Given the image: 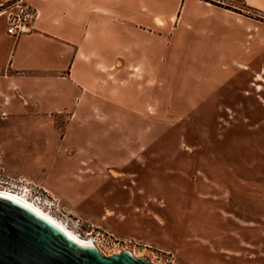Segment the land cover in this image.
Segmentation results:
<instances>
[{
    "label": "rangeland",
    "instance_id": "obj_1",
    "mask_svg": "<svg viewBox=\"0 0 264 264\" xmlns=\"http://www.w3.org/2000/svg\"><path fill=\"white\" fill-rule=\"evenodd\" d=\"M242 9L183 0L111 96L29 103L0 128V189L106 256L264 264V18Z\"/></svg>",
    "mask_w": 264,
    "mask_h": 264
},
{
    "label": "crops",
    "instance_id": "obj_2",
    "mask_svg": "<svg viewBox=\"0 0 264 264\" xmlns=\"http://www.w3.org/2000/svg\"><path fill=\"white\" fill-rule=\"evenodd\" d=\"M182 1L28 0L39 16L33 33L19 38L0 18V128L19 127L15 119L29 103L43 112H74L66 102L75 89L103 101L102 81L145 65L147 46L156 50L147 41H160L156 34L176 20ZM217 1L264 18V0Z\"/></svg>",
    "mask_w": 264,
    "mask_h": 264
},
{
    "label": "water",
    "instance_id": "obj_3",
    "mask_svg": "<svg viewBox=\"0 0 264 264\" xmlns=\"http://www.w3.org/2000/svg\"><path fill=\"white\" fill-rule=\"evenodd\" d=\"M0 264H152L131 251L106 256L18 200L0 195Z\"/></svg>",
    "mask_w": 264,
    "mask_h": 264
},
{
    "label": "built area",
    "instance_id": "obj_4",
    "mask_svg": "<svg viewBox=\"0 0 264 264\" xmlns=\"http://www.w3.org/2000/svg\"><path fill=\"white\" fill-rule=\"evenodd\" d=\"M38 16V10L28 0H10L0 4V18L7 21V33L16 38L33 33Z\"/></svg>",
    "mask_w": 264,
    "mask_h": 264
},
{
    "label": "bare ground",
    "instance_id": "obj_5",
    "mask_svg": "<svg viewBox=\"0 0 264 264\" xmlns=\"http://www.w3.org/2000/svg\"><path fill=\"white\" fill-rule=\"evenodd\" d=\"M11 189H0V195L18 200L20 204L30 208L34 212H36L39 216L49 220L50 222L56 224L60 228H62L68 236L72 237L76 242L82 244V245H89V246H97L92 240H86L83 238L78 237L75 233H73L71 230H69L67 227H65L63 224H61L59 221H57L54 217H52L50 214H48L46 211H44L42 208L37 206L34 201L29 200L26 194H23L20 192H14L10 191ZM98 247V246H97Z\"/></svg>",
    "mask_w": 264,
    "mask_h": 264
}]
</instances>
